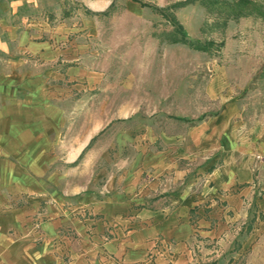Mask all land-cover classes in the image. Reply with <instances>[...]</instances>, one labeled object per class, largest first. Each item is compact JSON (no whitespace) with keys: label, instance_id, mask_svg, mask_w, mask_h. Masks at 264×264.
I'll use <instances>...</instances> for the list:
<instances>
[{"label":"rangeland","instance_id":"374dc122","mask_svg":"<svg viewBox=\"0 0 264 264\" xmlns=\"http://www.w3.org/2000/svg\"><path fill=\"white\" fill-rule=\"evenodd\" d=\"M0 22L3 195L51 231L45 208L89 221L78 199L108 198L104 245L188 199L193 264H264V0H36ZM150 243L147 264H175Z\"/></svg>","mask_w":264,"mask_h":264},{"label":"crops","instance_id":"0c3cea01","mask_svg":"<svg viewBox=\"0 0 264 264\" xmlns=\"http://www.w3.org/2000/svg\"><path fill=\"white\" fill-rule=\"evenodd\" d=\"M35 1L0 0V19H4L16 5ZM15 202V197L13 199L0 191V264H65L64 258L68 259L70 264H102L101 260H105L101 256L104 254L101 253L103 248L107 249L109 257L122 258L125 264H147L145 258L148 249L151 248L150 240L158 236L176 244L175 264H193L188 251L195 233L190 225L188 199L181 200L179 208L167 216L157 212L139 213L138 217L143 224L139 230L133 232L129 238L120 241L110 240L105 245L101 242L105 222L116 216L120 218L118 214L112 216L113 210L109 208L108 198L104 202L90 195L78 199L77 202L94 216L89 221L77 220L76 217L72 220L69 214L61 211L62 208L53 212L45 208L41 216L53 218L52 227L55 228L53 231L51 223L43 222L44 218H41V222L38 220L39 223H35L34 211L27 203L19 207ZM121 208L115 211L120 212ZM218 215L219 213L210 212L207 216L199 217L196 232L209 241L224 236L226 228L221 222L218 223V228L212 225L213 219ZM86 224H91L89 231ZM67 225L76 234L74 242L65 237L55 238L60 228L64 229ZM218 261L215 263H224Z\"/></svg>","mask_w":264,"mask_h":264},{"label":"trees","instance_id":"16d2710c","mask_svg":"<svg viewBox=\"0 0 264 264\" xmlns=\"http://www.w3.org/2000/svg\"><path fill=\"white\" fill-rule=\"evenodd\" d=\"M182 43L186 44L187 46H193L194 42H191L187 39V36L185 35V33H183V39H182ZM196 45V44H195Z\"/></svg>","mask_w":264,"mask_h":264}]
</instances>
